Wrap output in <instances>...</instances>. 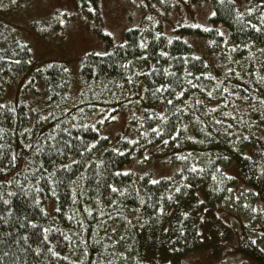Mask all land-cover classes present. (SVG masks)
Wrapping results in <instances>:
<instances>
[{
  "label": "trees",
  "instance_id": "1",
  "mask_svg": "<svg viewBox=\"0 0 264 264\" xmlns=\"http://www.w3.org/2000/svg\"><path fill=\"white\" fill-rule=\"evenodd\" d=\"M144 1L74 65L0 18V264H264V0H188L208 26L172 35Z\"/></svg>",
  "mask_w": 264,
  "mask_h": 264
},
{
  "label": "rangeland",
  "instance_id": "2",
  "mask_svg": "<svg viewBox=\"0 0 264 264\" xmlns=\"http://www.w3.org/2000/svg\"><path fill=\"white\" fill-rule=\"evenodd\" d=\"M169 1H172L170 11L165 12L162 9L156 16L158 20L160 19L158 21L160 29L165 30L167 34H175L174 25L180 20L181 23L208 26L207 19L209 17L206 15L209 6L207 2L191 3L188 0L187 2L168 0L169 4ZM234 1L237 4L246 2V0ZM15 4L16 6L11 4L5 11H2L0 18L19 26L21 31H17V33L28 44L30 42L29 46L32 47L33 56L42 61L63 59L71 65H74L79 53L102 49V43L99 41L100 32L119 35L131 24L134 15L138 13L139 4L147 5L150 8L148 2L144 0H99L96 10L91 11V14L84 20L80 18L82 16L77 11V4L74 0H18ZM145 10L143 9V11ZM54 11L57 15L51 16ZM37 19L43 24V27L39 29L40 32L34 30L33 22ZM191 42L196 50L202 52L200 40L194 39ZM120 120L124 124V118L122 117ZM123 124L120 127L115 124L109 132L112 129L123 131ZM146 168L155 174L168 172V169H165L166 167L161 165L158 160L150 162L149 165L146 164L144 169ZM203 254V260L199 262L206 264L207 257L205 253ZM203 254L198 253L199 256ZM220 258V252L215 251L213 255L209 256L208 261L214 262Z\"/></svg>",
  "mask_w": 264,
  "mask_h": 264
},
{
  "label": "snow or ice",
  "instance_id": "3",
  "mask_svg": "<svg viewBox=\"0 0 264 264\" xmlns=\"http://www.w3.org/2000/svg\"><path fill=\"white\" fill-rule=\"evenodd\" d=\"M251 11H252V9L249 8V9H248V12H251ZM213 14H214V13H213ZM262 23H264V22H262ZM249 26H250V27H253V28H256L257 30H260V26H259V25H252V24L249 23ZM161 87H163V86H161ZM223 91L227 92L228 90H227V89H224ZM180 95H183V93H180ZM208 95L211 96L212 93L209 92ZM221 102L223 103V101H221ZM167 103L171 104L172 101L169 100V101H167ZM213 111H214V110H213ZM225 115H228V113H225ZM40 118L43 119V117H40ZM216 123H220V121H216ZM64 131L67 132V129H64ZM154 131H155V129H154ZM157 134H159V133H157ZM52 138H53V137H51V136L49 137V139H52ZM245 138H247V137H245ZM70 143H71V142L69 141V144H70ZM92 147H94V144H90V145H88V148H89V149H91ZM73 163H75V161H74ZM61 167H63V168H67V165H62ZM190 171H192V172H196V171H197V165H192ZM117 174H119V173H117ZM151 182H152V183H156L157 181H151ZM9 183H11V181H9ZM109 187H111V189H112L113 192H119V191H120L119 189L115 188V186H109ZM177 190H179V189H177ZM52 195L55 196V195H56V192L53 191V192H52ZM36 202L38 203V201H36ZM4 203L7 204L8 201L5 200ZM113 203H115V201H113ZM141 203H143V201H141ZM160 211H163V209L161 208ZM184 215H187V212H185ZM28 224H30L32 227H36L35 222L32 221V220H29V221H28ZM41 231L46 233L47 231H49V229H41ZM47 239H48V237L45 235V236H44V240H47ZM53 254L56 255V256H59V255H60L59 253H53Z\"/></svg>",
  "mask_w": 264,
  "mask_h": 264
}]
</instances>
